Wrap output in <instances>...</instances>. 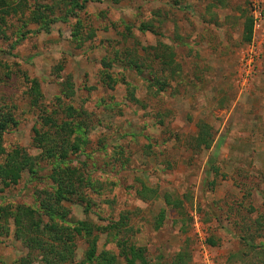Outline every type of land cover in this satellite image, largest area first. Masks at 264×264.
Here are the masks:
<instances>
[{
  "label": "rangeland",
  "instance_id": "obj_1",
  "mask_svg": "<svg viewBox=\"0 0 264 264\" xmlns=\"http://www.w3.org/2000/svg\"><path fill=\"white\" fill-rule=\"evenodd\" d=\"M21 1L28 6L23 15H8L0 34V103L12 106L17 122L3 133L5 149L39 153L31 141L38 111L28 105L25 79L38 80L42 103L52 109L69 77L75 93L62 102L87 114L88 143L68 164L83 163L92 182L83 190L86 202H66L72 220L104 226L127 213L119 236L144 247L149 264H264V0H89L48 32L37 29L30 10L36 2H57L54 12L64 14L65 1ZM248 17L252 38L245 42ZM77 19L92 38L72 36ZM251 49L254 66L246 75ZM102 59L116 79L112 88L102 83ZM199 121L212 127L207 149L189 144ZM36 167L33 178L24 171L15 185L0 182V205L36 204V191L50 188L51 163ZM142 182L158 198L137 195ZM165 192L181 206L167 208L157 224ZM107 232H96L98 251L110 250L126 264ZM85 248L78 237L73 261L62 264H87ZM26 250L11 227L0 234V264H17Z\"/></svg>",
  "mask_w": 264,
  "mask_h": 264
},
{
  "label": "trees",
  "instance_id": "obj_2",
  "mask_svg": "<svg viewBox=\"0 0 264 264\" xmlns=\"http://www.w3.org/2000/svg\"><path fill=\"white\" fill-rule=\"evenodd\" d=\"M64 1V6L67 7L64 14L54 12L57 2L44 4L36 2L35 7L30 10L29 19L39 23L37 29L48 32L52 23L58 20H67L68 16L74 15L76 9H83L89 0ZM108 1L117 2L119 0ZM169 1L179 5L181 0ZM213 2L214 4L215 2L221 3L222 0H211V3ZM12 3L14 2L0 0V34H4L3 25H5L8 15L17 13L18 10L23 15V9L28 7L26 2L21 0L15 5ZM82 25V21L77 19L72 30V36L78 41L92 38L94 35L92 29L83 34ZM140 26L142 30H151L149 24L142 23ZM252 27V18H246L243 24L245 42H249L252 38ZM24 33L21 32V37L25 36ZM165 48L162 46L160 49L163 62L166 61L164 56H167L164 55L163 49ZM101 63L104 67L101 71L102 83L112 88L116 79L108 71L110 63L105 59H102ZM25 80L27 85L24 93L28 105L38 111V120L32 128L31 141L39 153L32 156L24 148L18 146L10 150L5 149L3 133L11 126L16 125L17 122L12 106L0 103V182L5 188L15 185L24 171H27L29 177L33 178L38 169L37 161L45 160L51 163L48 175L51 185L49 189L36 191V204L34 205H0V234H9L11 227L13 237L27 249L26 253L17 260V264H36L37 261L44 264L72 262L78 237L83 238L86 243L84 263L117 264L116 254L107 249L98 251L96 232H103L107 229L112 232H107L106 237H115V243L119 246V255L123 257L126 264H149L144 247L119 236L120 232L126 230L123 228H126L128 223L127 213H121L117 221L104 226L94 224L87 219L72 220L70 218L69 205H66V202H86L88 198L83 190L92 185L89 177L84 174L86 170L83 163L80 164V167L68 164L70 156L83 152L88 143V129L84 117L87 114L70 103L62 102L63 98L69 99L75 93L71 78L67 77L60 83V94L55 96L54 106L56 107L52 109H47L42 103L43 93L38 80L36 78H26ZM129 94L132 100L139 101L132 90H129ZM212 134L210 124L199 121L197 131L190 140V147L194 149L209 148L213 139ZM211 170L214 176L218 175L216 166H212ZM141 184L142 187L136 190L137 195L143 199L158 198L159 194L155 188L149 187L143 182ZM161 196L163 206L158 212L157 224L162 222L167 208L181 206L180 200L174 198L171 192H165ZM176 263L174 260V264Z\"/></svg>",
  "mask_w": 264,
  "mask_h": 264
},
{
  "label": "built area",
  "instance_id": "obj_3",
  "mask_svg": "<svg viewBox=\"0 0 264 264\" xmlns=\"http://www.w3.org/2000/svg\"><path fill=\"white\" fill-rule=\"evenodd\" d=\"M255 7H256L255 8L256 13H255L254 16L256 18H259L261 16V8L259 7V3H257L255 5ZM254 58H255L254 51L251 49V50L248 51L247 57L245 59L246 61H245V66H244L245 69H244V71H245L246 75L251 74V72L253 71ZM204 256L207 258V253L206 252L204 253ZM203 264H207V262L203 261Z\"/></svg>",
  "mask_w": 264,
  "mask_h": 264
}]
</instances>
